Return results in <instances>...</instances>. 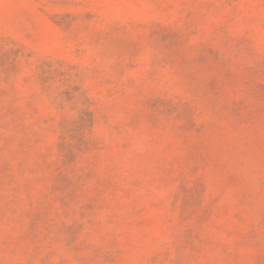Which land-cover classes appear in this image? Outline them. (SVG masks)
Here are the masks:
<instances>
[{
	"label": "rangeland",
	"instance_id": "1",
	"mask_svg": "<svg viewBox=\"0 0 264 264\" xmlns=\"http://www.w3.org/2000/svg\"><path fill=\"white\" fill-rule=\"evenodd\" d=\"M0 264H264V0H0Z\"/></svg>",
	"mask_w": 264,
	"mask_h": 264
}]
</instances>
